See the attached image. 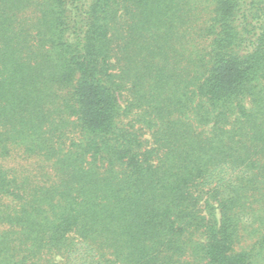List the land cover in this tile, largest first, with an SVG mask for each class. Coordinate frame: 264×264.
Here are the masks:
<instances>
[{
    "label": "trees",
    "instance_id": "trees-1",
    "mask_svg": "<svg viewBox=\"0 0 264 264\" xmlns=\"http://www.w3.org/2000/svg\"><path fill=\"white\" fill-rule=\"evenodd\" d=\"M0 264H264V0H0Z\"/></svg>",
    "mask_w": 264,
    "mask_h": 264
}]
</instances>
